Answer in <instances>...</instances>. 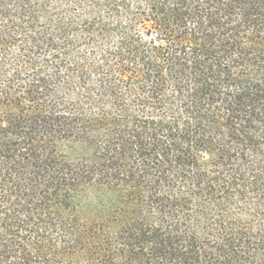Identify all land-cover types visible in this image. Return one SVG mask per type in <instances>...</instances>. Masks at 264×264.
<instances>
[{"label": "trees", "instance_id": "16d2710c", "mask_svg": "<svg viewBox=\"0 0 264 264\" xmlns=\"http://www.w3.org/2000/svg\"><path fill=\"white\" fill-rule=\"evenodd\" d=\"M0 264H264V0H0Z\"/></svg>", "mask_w": 264, "mask_h": 264}]
</instances>
